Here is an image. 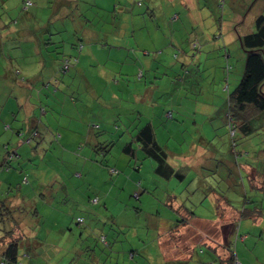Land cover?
Wrapping results in <instances>:
<instances>
[{
	"label": "rangeland",
	"instance_id": "1",
	"mask_svg": "<svg viewBox=\"0 0 264 264\" xmlns=\"http://www.w3.org/2000/svg\"><path fill=\"white\" fill-rule=\"evenodd\" d=\"M31 1L24 10L25 0H0L1 119L24 130L8 140L19 149L9 175L17 184L12 191L23 194L28 208L38 210L37 217L35 210L26 212L25 227L39 232L40 239H33L39 242L36 253L23 264H205L206 254L200 250H209L206 245L191 248L193 258L166 263L159 235L181 224L185 215L169 200L173 206L185 204L197 216L180 229L188 238L203 228L209 242L225 253L223 223L236 221L232 240L238 263L264 264V219L259 223L242 214L244 206L264 210V195L250 188L245 168L257 166V157L264 155V118L252 123L251 133L237 131L236 150L244 149L245 157L234 156L228 126L229 95L245 72L247 58L240 36L256 30L264 0ZM116 21L127 29L126 36L121 33L126 45L113 33ZM98 41H108L105 45L117 66H85L90 72L106 66L125 80L128 90L108 87L104 98L93 101L83 85L76 90L80 77L73 81L78 73L74 67L63 75L58 69L63 54H78L80 42L94 46ZM127 55L129 66L120 65ZM134 64L143 68L144 78L134 74L130 83L129 67L133 70ZM53 76L61 79L58 93L68 103L55 97V86L53 91L44 88ZM145 80L154 85L148 94ZM111 103L126 109L119 120L108 112ZM27 105L33 106L30 114ZM167 110L174 111L173 118L165 116ZM138 111L143 119H153L161 144L176 153H171L170 162L185 170L183 180L158 176L155 160L136 143L137 160L124 152L132 141L126 126L138 123L128 113L138 116ZM93 122L97 141L86 138ZM13 128L0 136V163L2 143L13 136ZM34 129L36 136L31 135ZM95 145L108 146L107 152ZM180 153L188 156L181 160ZM24 176L28 181L21 182ZM220 199L234 209L227 211L225 222L216 213ZM250 199L255 202L249 204Z\"/></svg>",
	"mask_w": 264,
	"mask_h": 264
},
{
	"label": "trees",
	"instance_id": "2",
	"mask_svg": "<svg viewBox=\"0 0 264 264\" xmlns=\"http://www.w3.org/2000/svg\"><path fill=\"white\" fill-rule=\"evenodd\" d=\"M31 0H25L24 3V10H27L32 5ZM121 19L119 18V21ZM255 26L256 30L254 32L245 34L243 36H240V41L242 47L247 52V58H246V64H245V72L237 85V87L230 93L229 99H228V126L231 130V137H232V151L234 153V156L236 158L239 157H245L247 152L244 149L236 150L238 142L235 139L237 131L240 130L244 134H248L254 131V127L252 126V123L257 119L264 118V14H260L255 19ZM118 28V29H117ZM113 33L117 36L118 41L122 43L123 45L126 43L123 39L122 32H125V36L127 34V29H124V26L120 24L117 26V21L115 22V29H113ZM130 31L134 32L133 29ZM110 32V31H109ZM134 34L133 36H135ZM117 38H115L117 40ZM108 41L101 42L102 48L105 47L106 54L109 52L108 47L105 45ZM137 43V42H136ZM96 44V43H95ZM125 47V46H124ZM77 48V55H74V57L67 56L63 54L60 59V66L58 69V74L63 75L66 74L71 70L72 67L76 66L80 61V55L82 54L84 50V44L80 42L76 46ZM101 48V47H100ZM101 48V49H102ZM126 48V47H125ZM103 50V49H102ZM101 51V50H100ZM144 54H148V52H144ZM226 58L229 57V55L226 52ZM89 63H94V61H87L85 65ZM98 65V63H94ZM104 64V63H102ZM150 64H153V61H150ZM86 69H88L85 66ZM89 70V69H88ZM99 71V70H98ZM96 72V70L92 71ZM123 75V73H122ZM137 76L139 78H142L144 76V70L143 68H139V71L137 73ZM74 82H77L76 79L73 80ZM61 85V79L57 78L56 76L50 77L49 80H46L44 83V88H47L48 90H52V87H56V92L54 93L56 98H63L62 102L67 103L68 98L59 96V86ZM81 86L77 87L76 90H79ZM39 102L42 103L41 100V94L39 95ZM65 100V101H64ZM75 100V99H73ZM70 103V101H69ZM113 106L111 109H108V112L110 113L111 117L114 115L117 116V120L122 117L123 113L126 112L124 108H121V105H117V103H111ZM42 112L47 113V110L45 107H42ZM106 111L103 109L99 112V117L104 118V113ZM1 113V112H0ZM136 113H128L130 118L138 120L137 126L136 123L133 124L130 128L127 125V131L131 135L132 141L127 144L124 147V152L128 155H130L132 158L139 157V152L133 147V143H136L138 147H140L141 150H143L144 155L146 157L152 158L156 162L155 172L158 176L170 180L171 178H178L180 180H183L186 177V172L182 167L178 168L177 166H174L170 162V156L172 154H176L175 152H172L169 150L168 147H165L163 144H161V134L159 128H157L154 124L153 119L147 117L146 119H143L142 112L138 111V116L134 115ZM95 117L98 118L95 112ZM127 115V116H128ZM165 116L167 118H173L174 117V111L173 110H167L165 112ZM142 117V118H141ZM39 121V119H38ZM37 121V122H38ZM40 124H42V121H39ZM45 129H47L48 132H50V126L48 124L44 125ZM96 127L94 124H90V128ZM13 128L12 124H3V134L4 131H7L9 129ZM14 129V128H13ZM14 134L12 137H8L6 141L2 143L3 146V153L2 155V162L0 163L1 170L5 171H13V168H11V162L19 157V149L13 148L8 143L10 141L15 140L16 133L18 135H22L24 133V130L22 128L14 129ZM38 134L37 129H34L32 136H36ZM1 136V135H0ZM94 139H97V136L94 132ZM31 141V137L28 139V142ZM95 149L104 150V148H108V146L102 148L97 147V145L94 146ZM104 154L107 152V150L103 151ZM179 158L185 159V156L180 153ZM257 166H253L250 164H246V173L248 174V179L250 182V188L254 191H257L264 195V155L261 157V154L257 157ZM185 161V160H184ZM137 167V166H136ZM140 169V168H138ZM109 170L112 174H118L119 170L115 167H109ZM76 175H81V173L76 172ZM21 177V175H19ZM28 181V177L24 176L21 180V182ZM8 195L6 198H0V253H1V259L0 264H23L24 258H31L30 254L31 252L36 253V246L39 243L38 241H35L33 239H40L39 232L37 234L34 233V230H28L25 227V221H26V212L29 211V214L32 210H35L33 208H28L26 203V198L23 196V194H19L18 192L14 193L12 190L17 189V184H14L12 182H8ZM18 183V182H17ZM140 184V182H139ZM21 191V190H17ZM146 191V190H145ZM13 193V194H12ZM137 196H140V193H137ZM20 197L19 203H17L18 198ZM93 199L90 198V200ZM96 202L100 203L101 199L99 196L96 197ZM254 199L248 200V203H254L255 201H252ZM172 201V200H171ZM170 200L168 201V204L171 203V207L176 210L178 207V214L184 212L185 215L181 214L184 218L181 224H174L171 228L172 231H179L180 228L186 227L187 224L190 223L192 217H197L195 213L190 211L185 204H180L179 206H173V202ZM176 202V200H174ZM222 210L224 212L220 211V207H222ZM24 212H23V211ZM182 210V211H180ZM217 216L220 218V222H225L228 218L227 211H234L232 209L231 204L226 200L219 201L218 209H216ZM236 211V210H235ZM221 212V213H220ZM246 212L248 213L247 217H250L252 219L262 220L264 219V210L262 206L258 205H252V207L244 206L242 210V214L246 215ZM35 216L37 217L38 210L36 209L34 211ZM220 214V216H219ZM233 214V213H232ZM235 215L233 216L234 219ZM236 219V218H235ZM38 224L41 223V219H37ZM83 219L80 218L79 222H82ZM236 221H230L223 223V230H224V249L225 253H221L218 246L214 244H210L208 242H205L202 245H206L209 247V250L207 249H201V253H205L204 260L206 261L205 264H239L236 258V254L233 247V240L232 236L236 231ZM228 227V230L226 229ZM35 241V242H33ZM200 245V244H198ZM197 246V245H196ZM195 246V247H196ZM192 255V251H191ZM206 256L209 257V260H206ZM192 257V256H190ZM193 258V257H192ZM190 258V259H192ZM166 263L170 262L171 260H165ZM189 261V260H188ZM177 262V261H176ZM179 262V261H178Z\"/></svg>",
	"mask_w": 264,
	"mask_h": 264
},
{
	"label": "crops",
	"instance_id": "3",
	"mask_svg": "<svg viewBox=\"0 0 264 264\" xmlns=\"http://www.w3.org/2000/svg\"><path fill=\"white\" fill-rule=\"evenodd\" d=\"M5 33H6V31H5ZM95 43H94L95 44L94 46L93 45H88V46L85 45L84 46V50H83V52L79 58L80 62L76 66H74V68L78 71V73L76 74V77H73V78L75 80L77 77H80V86L83 85L84 90H86L88 92V94L92 97L90 99H93V101H98L99 99L104 98V95H105L108 87L116 86L117 90H120V89L128 90V87L125 84V80L122 77L112 75L111 73L108 72V71H112L111 69H114L115 66H117V65H115L116 64L115 62L113 63V61H111L112 55L110 54V52H108L106 54L105 47L102 48V45H104V44H102L100 41L95 42ZM215 43H217V42H215ZM120 47L128 50L124 46H120ZM70 52L73 53L72 50ZM128 54H131V50H130V52H128ZM128 56L129 55H127V58L120 65L129 66V63L127 62ZM87 61H94V63H98V65L104 63L107 67H109L111 69L104 66V67H101L100 70L98 68L99 71L90 72L88 69L85 68V64ZM133 66H134L133 70H132L131 66L129 67V69L133 72H128V77H129L130 83L132 82L131 76H133L134 74L136 75L139 71V68H140V66H138L136 64H134ZM123 75H125V74H123ZM143 78H144V76L141 79H143ZM137 79L139 80L140 78L137 76ZM114 82H116L117 84H113ZM144 83L146 85L147 94H148L149 88L153 87L154 85L152 83L148 82L147 80H145ZM129 88H130V86H129ZM28 90H31V89L28 87ZM115 95H117V94L115 93ZM136 95H138V94H136ZM147 98H148V96H147ZM146 101H148V100H146ZM69 104H71V103H69ZM27 109H28L27 112L30 114L33 110V106L27 105ZM89 113H91V111H88V114ZM93 114H95V111L93 112ZM2 115H3V112L0 113V135H3V124L4 123L1 119ZM84 119H87V118L85 117ZM82 136H85V135L78 133V137L81 138ZM93 137H94V131H92V129H88V133L86 134V138H88V140H90ZM95 141H96V138H95ZM185 158H186V156H185ZM10 173H11L10 171L0 170V198H2V199L6 198V196L8 195L7 194L8 193V187L10 184L8 182H11V178L9 175ZM19 201H20V197L18 198L17 203H19ZM194 219H197V218H194ZM216 219H218V218H216ZM200 220L205 221L206 223H209V224L217 223V221H215V220H210L211 222H208V219H204V218H201ZM212 221H215V222H212ZM258 221H259V223H261L263 220L261 218ZM207 227L209 228L210 225H208ZM36 236H38V234ZM195 236H197V238ZM39 237H40V234H39ZM209 237H210V235H207V232L203 228L200 229V232H197V234H194V235L191 234V236L189 235V238L187 237V234L183 233L182 230H179V231L169 230L168 232L161 231V234L159 235V243H160L159 245L161 246L162 250L165 252L164 257H167L166 258L167 260L174 259L175 261L178 262L181 260L184 261L188 257L192 256L191 255V248H194L196 245L197 246H198V244L202 245L205 242H208L211 244V242H209V240H208ZM195 242H197V243H195ZM171 253H173V257L171 255ZM28 258H25L23 260H27ZM205 259L209 260V257L206 256Z\"/></svg>",
	"mask_w": 264,
	"mask_h": 264
}]
</instances>
